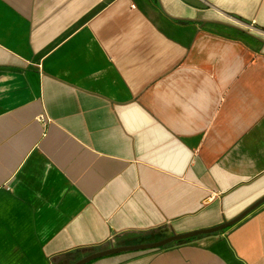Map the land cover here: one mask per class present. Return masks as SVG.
Instances as JSON below:
<instances>
[{
	"label": "crops",
	"instance_id": "obj_1",
	"mask_svg": "<svg viewBox=\"0 0 264 264\" xmlns=\"http://www.w3.org/2000/svg\"><path fill=\"white\" fill-rule=\"evenodd\" d=\"M264 0H0V264H264Z\"/></svg>",
	"mask_w": 264,
	"mask_h": 264
},
{
	"label": "water",
	"instance_id": "obj_2",
	"mask_svg": "<svg viewBox=\"0 0 264 264\" xmlns=\"http://www.w3.org/2000/svg\"><path fill=\"white\" fill-rule=\"evenodd\" d=\"M262 202H264V199L261 200L260 202H258V204H256L251 209L256 208ZM243 216H245V213L243 214ZM242 217L240 216V218H238L236 220H232L230 222L221 224L220 226H217L215 228H210V229H206V230H195V231H190V232H186V233H179V234H175L173 236L167 237L165 239H162L160 241L153 242V243L133 245V246H123V247H118V248H116V247L115 248H111V249H108V250H104V251H101V252H97V253L91 254V255L83 258L82 260H80L76 264H86V263H88V262H90L92 260H95L97 258L105 257V256H108V255H112V254H116V253H120V252L147 251V250L161 249V248L166 247L168 245L177 244L179 242H182V241H185V240H188V239L200 236V235H206V234H212V233L224 231L227 228H229L232 225H234Z\"/></svg>",
	"mask_w": 264,
	"mask_h": 264
},
{
	"label": "built area",
	"instance_id": "obj_3",
	"mask_svg": "<svg viewBox=\"0 0 264 264\" xmlns=\"http://www.w3.org/2000/svg\"><path fill=\"white\" fill-rule=\"evenodd\" d=\"M245 26H247V28L250 29V30H257V31H260L261 33L264 34V31L259 30L258 28H256L255 24H249V25L245 24Z\"/></svg>",
	"mask_w": 264,
	"mask_h": 264
},
{
	"label": "trees",
	"instance_id": "obj_4",
	"mask_svg": "<svg viewBox=\"0 0 264 264\" xmlns=\"http://www.w3.org/2000/svg\"><path fill=\"white\" fill-rule=\"evenodd\" d=\"M189 240V239H188ZM186 241V240H185ZM182 242H184V241H182ZM169 246V245H168ZM168 246H166V247H168ZM166 247H164V248H166Z\"/></svg>",
	"mask_w": 264,
	"mask_h": 264
}]
</instances>
